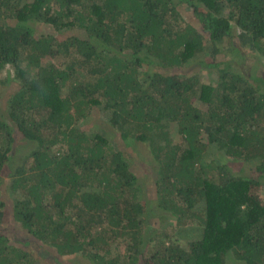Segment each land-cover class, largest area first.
I'll use <instances>...</instances> for the list:
<instances>
[{"label": "trees", "instance_id": "1", "mask_svg": "<svg viewBox=\"0 0 264 264\" xmlns=\"http://www.w3.org/2000/svg\"><path fill=\"white\" fill-rule=\"evenodd\" d=\"M1 87L0 264H264V0H0Z\"/></svg>", "mask_w": 264, "mask_h": 264}, {"label": "rangeland", "instance_id": "2", "mask_svg": "<svg viewBox=\"0 0 264 264\" xmlns=\"http://www.w3.org/2000/svg\"><path fill=\"white\" fill-rule=\"evenodd\" d=\"M183 10H184L183 11L184 16L188 18L190 15V9L185 8ZM37 27L39 29L45 28V26H43V25H37ZM201 59H204V57H201ZM199 60H200L199 57L192 59V63L189 64V66L191 65V67L193 69L197 70L198 75L202 81H206L209 78H213V73L210 75H206V74H204L203 71H201L199 69V64H198ZM193 61H195V63ZM259 62H256V60L254 61L255 64H257L258 66H261V63H259ZM7 92H8V88H6V87L0 88V96H2L0 99V109L5 107V101L7 99L6 95L8 94ZM3 94H5V95L3 96ZM103 117L101 116V114L96 109L93 116L84 123L83 127L89 128L93 122H97V123L99 122L100 123V121L103 119ZM99 130L108 139H110L112 141V143L116 144V146L119 147V149L124 152V155L126 157H130L132 159L131 168L135 170V173H136L137 178H138V183L142 188V191L140 194L147 201L148 208H151L154 210L155 207H157L156 203L153 200H150L149 198H151V195L153 196V194H155L154 178L157 177V171H156V168H154L156 163H155V161H153V158H152L153 156H152L151 152L149 151V148L146 145H144L143 143H136V142L134 144L129 142V143H127L128 144L127 145L124 141H122L120 139L117 132L107 123L102 124V126H100ZM172 140L174 142L179 141L178 135H176L174 133V135H172ZM218 159H219V157H217L214 153H212V155L209 158V160H211V161H213V160L218 161ZM139 163L142 166H140ZM238 165H240V164H238ZM244 166H247V164H244ZM232 168H234V171L236 173H239L238 170H235V167L232 166ZM244 173H246V171H244L243 174ZM3 179L5 181L4 185L6 187L7 186L6 185L7 184V178L4 177ZM263 192H264V187H263ZM9 198L10 197L8 195H6L5 201L8 202ZM2 211H4L5 215L2 216V218L0 220V232L7 233L8 237H10L11 234L15 235L16 238L19 237L21 235L19 232L21 230L20 225L18 223L10 221L11 213L9 212L8 207H4L2 209ZM185 236H186L185 234L183 236H180V240H183V239L186 240ZM119 248H120V250L122 249L120 245H119ZM49 250L54 252L53 249H49ZM55 255H57V254H55ZM57 257H59V260L61 262L60 264H94L91 260H89L85 257H76L75 255H71V256H58L57 255ZM42 264H58V263L54 262L51 259H46L45 261L42 262Z\"/></svg>", "mask_w": 264, "mask_h": 264}]
</instances>
